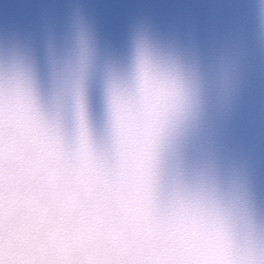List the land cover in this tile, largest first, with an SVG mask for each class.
<instances>
[{
  "label": "clouds",
  "instance_id": "1",
  "mask_svg": "<svg viewBox=\"0 0 264 264\" xmlns=\"http://www.w3.org/2000/svg\"><path fill=\"white\" fill-rule=\"evenodd\" d=\"M62 37V46L55 33L44 38L49 65L46 84L36 75L33 48L0 39V92L6 98H26L43 128L67 150H74L86 137L111 174L119 176L122 138L141 119L143 79L153 75L172 79L179 100L152 136L153 218L166 226L177 206L196 205L206 213V229L227 236L231 264H264V213L248 173L225 166L210 153H202L191 168L187 158L189 150L201 144L205 128L230 109L238 90V63L224 55L206 66L196 49L159 34L144 19L133 22L123 48L104 45L94 23L79 8L70 13ZM256 41L264 53V0L256 4ZM93 88L102 108L98 135L89 118ZM182 239L189 238L171 230L150 237L129 235L125 246L113 251L133 259L153 249L163 252ZM13 243L18 264H36L43 248L55 246L47 226L34 228L27 223ZM99 243L113 247L111 241Z\"/></svg>",
  "mask_w": 264,
  "mask_h": 264
},
{
  "label": "snow or ice",
  "instance_id": "2",
  "mask_svg": "<svg viewBox=\"0 0 264 264\" xmlns=\"http://www.w3.org/2000/svg\"><path fill=\"white\" fill-rule=\"evenodd\" d=\"M178 100L172 79H143L141 119L122 138L121 172L113 176L86 137L67 150L43 128L26 98L0 92V264H18L13 241L25 223L47 226L55 240V250L36 264H231L227 236L206 229V213L198 206H177L166 226L153 218L152 136ZM169 230L189 239L133 259L113 251L125 246L129 235Z\"/></svg>",
  "mask_w": 264,
  "mask_h": 264
},
{
  "label": "water",
  "instance_id": "3",
  "mask_svg": "<svg viewBox=\"0 0 264 264\" xmlns=\"http://www.w3.org/2000/svg\"><path fill=\"white\" fill-rule=\"evenodd\" d=\"M257 0H0V39L33 48L36 75H49L46 42L55 33L62 46L70 13L81 9L94 23L104 45L123 48L133 22L144 19L161 35L196 49L207 66L227 55L239 65L235 99L224 115L202 133L188 152L191 168L202 153L225 166L244 170L264 213V53L256 41ZM94 134L101 125V100L95 88L88 98ZM55 250L43 248L41 257ZM78 255V250H72ZM40 257V258H41Z\"/></svg>",
  "mask_w": 264,
  "mask_h": 264
}]
</instances>
